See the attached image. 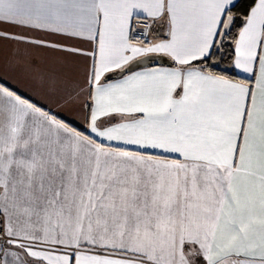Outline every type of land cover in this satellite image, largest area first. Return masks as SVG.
Segmentation results:
<instances>
[{
	"label": "snow or ice",
	"instance_id": "obj_1",
	"mask_svg": "<svg viewBox=\"0 0 264 264\" xmlns=\"http://www.w3.org/2000/svg\"><path fill=\"white\" fill-rule=\"evenodd\" d=\"M0 264H264V0H0Z\"/></svg>",
	"mask_w": 264,
	"mask_h": 264
}]
</instances>
